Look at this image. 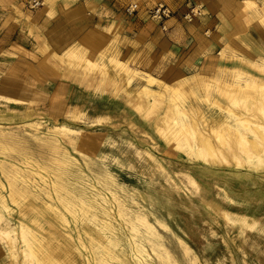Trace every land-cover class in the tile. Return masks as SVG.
I'll return each instance as SVG.
<instances>
[{"label":"rangeland","instance_id":"rangeland-1","mask_svg":"<svg viewBox=\"0 0 264 264\" xmlns=\"http://www.w3.org/2000/svg\"><path fill=\"white\" fill-rule=\"evenodd\" d=\"M165 1L173 12L158 23L149 16L156 0L137 19L115 0H43L35 8L0 0V199L7 205L0 202V264H36L24 253L29 244L39 255L58 245L63 264H99L103 256L113 264H264V160L226 143L232 113L264 122L261 94L245 83L264 81V50L234 41L264 15V0L236 1L232 34L219 50L208 30L202 41L188 30L183 47L174 29L189 4L199 12L187 22L207 15L201 1ZM91 28L101 34L96 47L82 38ZM161 40L171 54L164 65ZM148 73L178 88L171 101L211 139L219 162L166 138L170 92L143 93ZM13 168L19 172L10 178ZM10 179L26 194L12 196Z\"/></svg>","mask_w":264,"mask_h":264},{"label":"bare ground","instance_id":"bare-ground-1","mask_svg":"<svg viewBox=\"0 0 264 264\" xmlns=\"http://www.w3.org/2000/svg\"><path fill=\"white\" fill-rule=\"evenodd\" d=\"M261 16L264 17V15H261ZM100 35L101 34H98L97 30L95 28H91V29H89L88 31H86L84 33L83 40H84V42L88 43L89 45L91 44L92 46H94L95 43H97L99 41ZM72 53H74L76 55L80 54V52L78 50H73ZM85 59L88 62L91 61V59L89 57H87ZM81 66H82V64H81ZM100 72H101V74H104L105 78H107V79L109 78L108 77V76H110L109 74H108V76L105 75V74H107V69L105 68V66L100 65ZM82 74H83V72H82ZM87 75H88V72H87ZM146 75L148 77L147 78L148 82H147V84H145L143 86V93H145V91H146L145 94H147V93H152L153 94V92H155L156 94H159L160 96H162L164 91H169L170 92V96L168 97L170 103L167 106L166 111H164L165 113H163V116H162V119H161V122L162 121L163 122L168 121V119H169V123H167L168 125L166 126V128L168 130V133L170 134V135L168 134L170 137L168 136L166 138L168 140L172 139L177 146L182 147L184 149V151H187L190 156L191 155L195 156V157H200L201 156L207 162H210V163L219 162L220 161V159H219L220 154L217 152L216 147H214L212 145L211 139L208 138V137H202L200 129L196 127V123H194V121L191 120V117H187V115H189V114H188V112L184 111L183 105H182V107H180L178 103H173L171 101L173 99V96H176L178 94V92H180L178 90V88H176V87L172 88V87H169V86H167V85H165L163 83H160L155 78H153V76H151L150 73H148ZM199 77L201 78L202 76H199ZM253 78L256 79V77H253ZM248 80H250V78L247 77L246 78L247 82H245V83H246L248 91L251 92V91L255 90L257 92H260L261 98H262L261 101L264 102V81H259V83L256 86L255 84H252L251 81H248ZM149 82H156L157 86H159L158 87L159 89L157 90V89H154V88H149L147 86ZM227 84L229 85V83H226V85H225L226 89L229 88V86ZM230 87H232V84L230 85ZM155 97L156 96H154V98ZM147 115H149V114H147ZM231 115H232V117L234 119V122L227 126L228 127L227 130H228L229 137H228L226 143L229 146H232L234 144L233 142H235V145H237V147L241 148L242 151L245 152V154H246L245 156H247V158H252V160L254 158L255 159L264 160V154H262V151H264V122L260 121L258 119V117H256V116L253 117V116H248V115H239L237 113H232ZM159 129H160V127H159ZM162 129L161 130L163 132L164 128H162ZM249 135L251 137H249ZM217 137H218V141L225 143V141L223 140V134L220 135L218 133ZM1 142L2 141L0 140V144H1ZM235 150H236L235 156L238 159L237 161L240 162L241 160H239V159H243V158L241 157L240 152L238 151V149H235ZM13 169L16 170V171H14V173L12 174V176L10 178L16 176L17 173L19 172L16 168H13ZM3 170H4V168H3ZM14 179H10V184L12 186V188H11L12 196H14L15 193L26 194V191L28 190L27 187L24 186L25 189H23V188H19L18 186L13 185V184H15L14 183ZM55 185L58 186V182L55 181V182H53L51 184L52 187L55 186ZM0 200H2V198ZM13 200L16 201L15 198H13ZM3 201L4 200L0 201L1 202V206H4L5 208H7V205L4 204ZM68 202H69V204L68 205L66 204V207L68 208V210H70L71 212H75V209H73L75 204L72 203L71 201H68ZM83 203H86V202L83 201ZM87 204H90V202L87 203ZM105 212H107V211H105ZM77 217H78V215H77ZM136 219H138V218H136ZM139 219L144 224H146L148 227H150V225H148V222L144 219L143 216H142V218H139ZM110 224L111 223H104L103 226L105 228H110ZM150 229H151V227H150ZM30 230L25 225H23V224L21 225V232H23V233L24 232H31ZM32 234H34V236L37 237L35 235L36 233L33 232ZM28 238H29V236H28ZM36 239L39 241V243H41L40 237L36 238ZM116 240H117V238L110 239L108 241V243H110V244L113 243L114 244ZM100 246L102 247V245H98V248ZM52 247H53L52 248L53 249V254H52V249L49 250V249L46 248V250H45V248H43L45 250L44 253L42 255H39L37 253L38 251L36 252V250L33 248V246L31 244H29V248L26 249L24 253H26L28 255H29V253H31L32 257H35L36 264H63V261L60 263L59 261L57 262V260L55 259L56 253L62 252V250H61L62 248L59 247L58 245H55V246H52ZM56 250H58V251L60 250V251L57 252ZM12 251H15V250H12ZM22 253H23V251H22ZM110 257H113V255H111ZM58 258H59V256H58ZM33 262L35 263V261H33ZM25 264H26V262H25ZM99 264H113V263H111L110 260H108L107 256H103V257H101L99 259Z\"/></svg>","mask_w":264,"mask_h":264},{"label":"crops","instance_id":"crops-1","mask_svg":"<svg viewBox=\"0 0 264 264\" xmlns=\"http://www.w3.org/2000/svg\"><path fill=\"white\" fill-rule=\"evenodd\" d=\"M115 1L117 4H119L122 7V12H123V7L128 0H115ZM137 1L140 4V10H138V12L132 17V19H137L138 17L142 16V13L146 5H148L152 0H137ZM199 1L203 3L204 8L207 11V15L203 19L199 18L194 22L193 21L187 22L182 17V15H180L179 17L180 21H178L179 23L178 25H176L174 29H177L178 32L180 31V33H182L181 36H182L183 47L186 46V42L188 41L186 37V35H188V30L195 31L196 37L197 38L199 37L201 41L205 39L203 35V31L208 30L210 31L212 38L217 40L216 42L217 45L215 48L216 50H219V48L223 46L220 40L225 39V43H226L228 41L227 39L228 36L232 34L234 23L236 21L235 17L238 16L235 15L233 11V9L236 7L237 0H199ZM183 3L184 2H182V5ZM261 17L260 19L258 18L259 20L249 23L247 25L244 31L245 34L242 35V37H240L241 40L238 39L234 40L242 50H253V52H259L260 50H264V17L262 18ZM164 40L166 42V40L168 41V38H164ZM164 40H161V42L159 43L160 49L158 50V52L160 54L159 53L158 54L161 56L159 58L160 61L159 60L157 61L158 63H161L163 65H164L163 63L164 59L168 58L171 55L170 52L167 51L169 50V47L165 48ZM99 41L95 43V45L92 47H96ZM69 50H72V46L69 48ZM80 50H84V49H80ZM81 54L82 53L80 52V55ZM158 54L155 55L159 56Z\"/></svg>","mask_w":264,"mask_h":264},{"label":"built area","instance_id":"built-area-1","mask_svg":"<svg viewBox=\"0 0 264 264\" xmlns=\"http://www.w3.org/2000/svg\"><path fill=\"white\" fill-rule=\"evenodd\" d=\"M23 2L31 8H35L39 5H42L43 0H23ZM197 5L192 3L189 4L188 8L184 11L183 16L187 20H191L194 15L199 11ZM138 11V4L135 0H128L124 5V12L127 16H134ZM173 10L167 4L165 0H156L155 5L149 9V16L156 20L158 23H161L166 18H168Z\"/></svg>","mask_w":264,"mask_h":264}]
</instances>
